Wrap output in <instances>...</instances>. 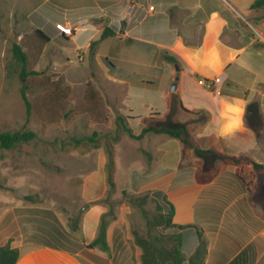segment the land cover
I'll return each mask as SVG.
<instances>
[{
	"label": "crops",
	"instance_id": "0c3cea01",
	"mask_svg": "<svg viewBox=\"0 0 264 264\" xmlns=\"http://www.w3.org/2000/svg\"><path fill=\"white\" fill-rule=\"evenodd\" d=\"M254 1H18L20 7L31 4L27 18L44 8L56 25H76L68 38L78 55L143 68L128 71L141 78L120 79L103 62L114 83L126 85L124 116L137 135L152 125L181 128L196 148L218 154L201 157L178 139L150 133L151 168L170 173L163 191L174 226L156 243L160 253L150 252L151 264H264V168L254 167L264 166V11L252 10ZM106 28L112 35L102 39ZM222 74L218 92L198 83ZM104 165L102 159L85 179L87 202L105 194ZM239 169L255 175V192L238 181ZM87 206L75 232L84 245L96 238L105 213L102 204ZM131 241L119 219L107 227V250L89 252L109 264H140L143 251ZM18 251L15 264H94L47 246Z\"/></svg>",
	"mask_w": 264,
	"mask_h": 264
},
{
	"label": "rangeland",
	"instance_id": "374dc122",
	"mask_svg": "<svg viewBox=\"0 0 264 264\" xmlns=\"http://www.w3.org/2000/svg\"><path fill=\"white\" fill-rule=\"evenodd\" d=\"M18 1L0 0V133L32 131L36 137L11 149L0 148V247L41 241L20 226L17 209L52 210L69 230L77 219L81 222L87 205L94 203L105 207L110 224L124 221L132 244L134 233L143 238L149 233L161 236L150 185L138 191L133 188L134 172L149 177L155 170L150 164V133L136 138L134 122L130 125L124 116L126 85L114 83L102 59L78 55L54 42L42 43L27 18L31 4L20 7ZM13 44L27 55L26 76L12 57ZM23 88L31 104L30 115L21 97ZM102 159L105 194L87 202L85 179ZM132 196L144 199L142 207Z\"/></svg>",
	"mask_w": 264,
	"mask_h": 264
},
{
	"label": "trees",
	"instance_id": "16d2710c",
	"mask_svg": "<svg viewBox=\"0 0 264 264\" xmlns=\"http://www.w3.org/2000/svg\"><path fill=\"white\" fill-rule=\"evenodd\" d=\"M252 10H263L264 11V0H255L251 4ZM28 20L34 26V33L36 37L44 44L54 42L61 47H72V42L66 36H64L57 28L56 20L45 15L44 12L37 10L34 11ZM112 35L109 29H105L101 35L104 39ZM13 59L22 67L23 76H26L25 66L27 63V55L22 50L21 46L18 44H13L12 49ZM172 62H175L172 58H169ZM104 64L109 69V73L120 79H131L137 78L138 75L128 72L136 68L137 70L143 69L141 67L134 66L133 64L121 63L114 59L104 58ZM138 78H141L138 76ZM21 97L24 101L27 115L31 113V104L27 99L26 89L21 90ZM124 130L131 136L135 137L131 130L124 127ZM147 133L154 134H164L172 138L178 139L185 146L192 148L194 152L201 157H211L217 156L218 154L213 150H200L196 148L187 138L184 136V131L181 128H166L161 126H149L145 128L142 133L136 138H141ZM36 137L35 133L32 131H15V132H2L0 133V148L11 149L19 144L28 143ZM76 143H80L81 140H75ZM225 158V157H224ZM234 164H238L242 159L228 158ZM255 168H264L262 165L254 164ZM238 181L242 184L243 188L248 193H253L257 190L258 185L256 182V177L252 173H248L242 169H239L236 173ZM170 179V173L168 171H159L149 177L141 176L140 174L134 172L132 177V183L134 191L138 189L146 188L150 185V196L156 202V210L158 215L155 218L157 227L161 230L158 231L161 236L151 237L150 233L148 237H140L136 233L135 243L142 249L143 254L141 256L140 264H151L150 263V252L153 250L154 254L160 253V249L156 246L159 245L161 241L164 240L166 236L165 231L169 228H174L171 224V218L173 214L172 205L166 200L164 188L166 182ZM108 182L111 187H113V182L111 177H108ZM126 195V193L124 192ZM132 200L138 207H142L144 199L136 198ZM17 218L19 224L24 229L28 230L31 236L40 237V243L35 244V246H47L55 249L65 250L70 253H78V255L94 264H109L108 261L102 259L101 257L89 252L90 249L99 247L103 250H107L106 243V231L110 222L105 220L106 213L101 216L98 232L96 238L89 244L84 245L75 236V232L79 229L80 220H76L69 230H66L63 225L58 220L57 216L52 210L41 209V208H26L16 210ZM189 228V226H177V229L184 230ZM164 235V236H163ZM174 252L180 256L176 248ZM19 258V251L17 247L10 246L6 244L0 247V264H15Z\"/></svg>",
	"mask_w": 264,
	"mask_h": 264
},
{
	"label": "built area",
	"instance_id": "2783aa9c",
	"mask_svg": "<svg viewBox=\"0 0 264 264\" xmlns=\"http://www.w3.org/2000/svg\"><path fill=\"white\" fill-rule=\"evenodd\" d=\"M58 30L66 37H69L73 34V32L76 30L77 26L73 25H57ZM224 75L216 76L210 80H199V85L211 89L215 92H218L220 89L221 84L223 83Z\"/></svg>",
	"mask_w": 264,
	"mask_h": 264
},
{
	"label": "water",
	"instance_id": "95a60500",
	"mask_svg": "<svg viewBox=\"0 0 264 264\" xmlns=\"http://www.w3.org/2000/svg\"><path fill=\"white\" fill-rule=\"evenodd\" d=\"M174 89H175V85L172 86V90H174Z\"/></svg>",
	"mask_w": 264,
	"mask_h": 264
}]
</instances>
